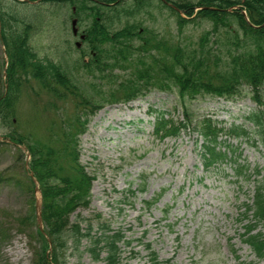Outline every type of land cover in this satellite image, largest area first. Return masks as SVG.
I'll list each match as a JSON object with an SVG mask.
<instances>
[{"label": "rangeland", "instance_id": "374dc122", "mask_svg": "<svg viewBox=\"0 0 264 264\" xmlns=\"http://www.w3.org/2000/svg\"><path fill=\"white\" fill-rule=\"evenodd\" d=\"M1 1L12 6L15 14L35 23L29 45L39 58L61 66L66 60L76 82L93 92L100 91L103 100L110 90L131 78L138 64L150 67L155 59L154 53L144 58L135 56L134 60L139 61L122 64L114 72L117 76L109 79L100 74L89 75L80 68L83 59L76 47L82 46L77 29L81 19L78 22L71 18L73 9ZM147 2L153 6H147L146 13L136 19L158 34L161 45L165 44L155 52L158 60L163 54L172 53L177 44L197 45L203 33L211 29L205 21L177 27L176 17L167 7L158 0ZM6 10L9 12V7ZM180 15L184 17L181 12ZM6 59L0 42V92L4 90ZM249 91L244 89L242 98L233 101L204 97L188 106L198 118L209 117L225 127L231 123L240 125L243 117L256 109ZM261 95L264 102V91ZM75 101L72 96L57 100L30 79L22 86L15 128L39 143L59 145L63 125L75 114ZM109 102L103 103L79 136V163L94 180L90 203L77 209L70 222L89 230L90 236H85L77 252L75 248L65 252L54 249L59 264H104L102 260L93 261L88 251L103 225H108L110 232L120 231L123 235L119 243L120 264H149L144 245L150 246L160 262L169 264H252L255 259L251 250L241 241L247 224L243 213L262 179L237 180L227 162L205 171L199 158L202 141L196 133L157 140L152 128L155 112L182 118L174 94L154 88L128 104ZM12 129L0 127V264H31L33 253L41 248L32 227L20 226L31 212L32 203L35 207L39 194L28 189V151L5 140ZM239 143L237 152L251 171L257 169L264 174V149L253 142ZM156 198L151 207H146V202ZM257 231L264 234V222ZM127 241L129 246L124 244ZM48 251L49 258L53 252L51 248Z\"/></svg>", "mask_w": 264, "mask_h": 264}, {"label": "trees", "instance_id": "16d2710c", "mask_svg": "<svg viewBox=\"0 0 264 264\" xmlns=\"http://www.w3.org/2000/svg\"><path fill=\"white\" fill-rule=\"evenodd\" d=\"M24 1L73 9L71 18L78 22L81 19V26L77 28L83 35L82 46L77 49L83 59L80 68L89 75L100 74L101 78L109 79L117 76L114 72L122 64L139 61L134 60L135 56L144 58L154 53L155 58L150 67L138 64L131 78L110 90L103 100L100 91L93 92L76 82L66 60H62L61 66L39 58L29 45L35 23L15 14L12 6L3 5L0 0V40L8 60L7 90L0 92V127H13L5 137L7 144L24 146L28 151V189L34 191L35 180L41 194L43 231L36 224L34 203L20 226L32 227L41 248L33 253L31 264H59L54 249L65 252L75 248L77 252L85 236H90L89 230L86 232L79 224L71 223L70 217L90 203L94 177L79 163V136L85 133L90 119L104 102L127 104L154 88L174 94L182 118L178 120L167 113L155 112L154 137L164 141L177 139L182 133H196L202 141L199 158L205 171L227 162L231 163L238 179L250 176L249 166L240 160L238 147L230 142L225 144L226 138L221 137L237 143L253 142L264 149V102L261 99L264 91V0H164L173 4L174 9L158 0L162 7L174 13L177 27L190 22L211 24V29L203 33L197 45L177 44L172 53L163 54L161 60L155 52L165 44L161 45L158 34L136 19L142 12L146 13L147 6H153L148 0ZM7 7L9 12L4 11ZM30 79L57 100L67 96L76 100L75 114L63 125L59 145L39 143L19 134L15 128L22 86ZM244 89L250 90L256 109L244 116L240 125L232 123L226 128L209 117H196L189 109L188 103L198 98L240 99ZM253 176H261L262 183L255 187L251 203L244 207L243 220H247V224L242 243L248 245L258 262H262L264 234L257 229L264 222V175L253 170ZM156 200L146 202V207H151ZM122 239L120 231L110 232L108 225L101 226L100 235L91 241L92 248L88 250L91 259L102 260L104 264H120ZM124 244L129 246L130 242ZM49 248L53 254L48 258ZM144 250L149 254V264H169L168 261L160 262L149 245H144Z\"/></svg>", "mask_w": 264, "mask_h": 264}, {"label": "water", "instance_id": "95a60500", "mask_svg": "<svg viewBox=\"0 0 264 264\" xmlns=\"http://www.w3.org/2000/svg\"><path fill=\"white\" fill-rule=\"evenodd\" d=\"M29 3V2H28ZM36 210H37V224L39 226L40 229H42V226H41V219H40V205L39 203L37 204V207H36Z\"/></svg>", "mask_w": 264, "mask_h": 264}]
</instances>
